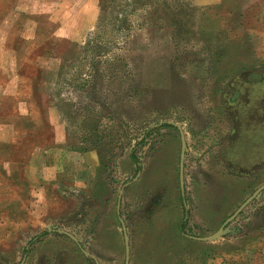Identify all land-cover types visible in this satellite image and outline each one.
<instances>
[{
    "label": "rangeland",
    "instance_id": "1",
    "mask_svg": "<svg viewBox=\"0 0 264 264\" xmlns=\"http://www.w3.org/2000/svg\"><path fill=\"white\" fill-rule=\"evenodd\" d=\"M263 184L264 0H0V264H264Z\"/></svg>",
    "mask_w": 264,
    "mask_h": 264
},
{
    "label": "water",
    "instance_id": "2",
    "mask_svg": "<svg viewBox=\"0 0 264 264\" xmlns=\"http://www.w3.org/2000/svg\"><path fill=\"white\" fill-rule=\"evenodd\" d=\"M178 126V128L180 129V133H181V140H182V151H181V158H180V186L182 189V192L184 193L185 190V154H186V150H187V142H186V136L185 133L182 129V127L179 124H175ZM264 190V184L262 186H260L235 212L234 214H232V216H230L225 223L213 234L209 235V236H205V237H192L196 240H200V241H211L213 239H216L220 236H223L226 232L225 230V225L227 223H229L231 220H233L238 214L239 212L245 207L247 206L251 201H253L255 198H257L260 194V192ZM119 207V206H118ZM123 223V229H124V234H125V242H126V252H127V258H126V264H129V257H130V246H129V235L127 232V228L125 223L122 221ZM62 233H65L67 235H69L72 239H74L76 242H79L78 238L69 233L66 232L64 230H59ZM83 252L87 255H90L93 257V255H91L88 251L83 249ZM21 264H24V262H22Z\"/></svg>",
    "mask_w": 264,
    "mask_h": 264
},
{
    "label": "crops",
    "instance_id": "3",
    "mask_svg": "<svg viewBox=\"0 0 264 264\" xmlns=\"http://www.w3.org/2000/svg\"><path fill=\"white\" fill-rule=\"evenodd\" d=\"M57 135H58V132H57ZM57 141H58V143H64V140H62V139H60V138H58L57 139ZM119 200H120V198H119ZM119 204H120V202H119ZM118 204V206L120 207V205ZM118 207V208H119ZM118 212H119V209H118ZM129 235V234H128ZM124 238H125V234H124ZM81 245V244H80ZM82 246V245H81ZM129 246H130V237H129ZM83 250V249H82ZM91 255H93V257L92 256H90V255H87L86 254V256H88V257H90V258H92L93 260H95V262L97 263V264H100V262H99V260H98V258L93 254V253H91V252H89ZM130 255H131V246H130ZM126 256H127V252H126ZM131 257V256H130ZM130 257H129V262H130ZM127 258V257H126Z\"/></svg>",
    "mask_w": 264,
    "mask_h": 264
},
{
    "label": "trees",
    "instance_id": "4",
    "mask_svg": "<svg viewBox=\"0 0 264 264\" xmlns=\"http://www.w3.org/2000/svg\"><path fill=\"white\" fill-rule=\"evenodd\" d=\"M131 156H132V158H133L135 161H137V162L139 163L138 157H137V155L135 154V152H133V153L131 154ZM181 228H182V230L184 231V227H183V225L181 226ZM33 242H35L34 239L31 240V243H33Z\"/></svg>",
    "mask_w": 264,
    "mask_h": 264
}]
</instances>
